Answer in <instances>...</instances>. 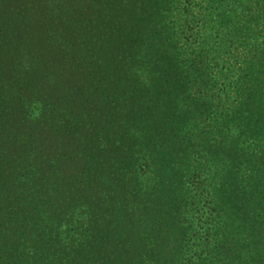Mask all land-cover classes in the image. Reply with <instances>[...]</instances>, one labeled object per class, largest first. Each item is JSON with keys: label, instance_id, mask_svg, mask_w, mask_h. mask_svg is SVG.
<instances>
[{"label": "rangeland", "instance_id": "rangeland-1", "mask_svg": "<svg viewBox=\"0 0 264 264\" xmlns=\"http://www.w3.org/2000/svg\"><path fill=\"white\" fill-rule=\"evenodd\" d=\"M217 4L0 0L1 263L91 264L99 252L126 258L123 251L134 245L132 255L142 262L150 247L165 264H264L263 208L225 206L244 199L237 185H225L229 168L246 190L260 186L257 193L264 176L248 160L230 167L232 158L215 150L235 138L222 122L236 92L264 84V0H238L226 12ZM222 14L230 33L214 26ZM169 72L203 79L211 101L171 141L173 124L146 128L129 113L130 96L148 81L160 90L171 82ZM191 83L190 94H198L200 85ZM148 130L159 140L145 143ZM168 140L175 161L160 170L153 150ZM114 175L127 189L107 181ZM177 196L178 203L171 201ZM250 212L254 219L247 221ZM142 217L155 224L131 227L129 219ZM171 217L178 224L164 234ZM120 227L126 235L129 228L143 232L145 242L136 241V232L118 245ZM171 233L184 244L174 253L179 245Z\"/></svg>", "mask_w": 264, "mask_h": 264}, {"label": "trees", "instance_id": "trees-1", "mask_svg": "<svg viewBox=\"0 0 264 264\" xmlns=\"http://www.w3.org/2000/svg\"><path fill=\"white\" fill-rule=\"evenodd\" d=\"M238 2V0H215V3H218L216 8H219L223 6V11H231L232 8L235 6V3ZM214 5V4H213ZM214 7V8H215ZM227 9L225 11V9ZM226 15V14H225ZM222 19H213L212 21L217 22L214 26H217L218 24L222 27H225L228 30V33L232 31V29L228 28L229 25L227 23V20L223 17ZM221 23V24H220ZM232 28H235L234 26ZM219 28H216L218 30ZM230 29V30H229ZM219 32H222V35L224 34V29L219 30ZM195 70V69H193ZM197 71V70H195ZM198 72V71H197ZM160 74V73H159ZM171 74L172 79L169 83L166 81V83L159 84L160 90L156 89L157 84L155 81L150 82L148 81L145 85L143 91H138L137 93H140L141 96H138L137 93L132 94L130 98H134L132 108L129 110V113H134V119L140 118L141 122H147V124L143 125L146 128H154L155 124L161 123V127H159V131H162L161 129L165 128L166 126H170L173 124L174 128L172 129L178 130L177 132L173 133L172 135H168V139L173 138L176 133H179V130L183 132L182 129L189 128L191 125V122L189 121L191 119V113H198V116L205 113L207 110L209 111L211 107V101L209 100V97L206 95V92H203L202 89L203 86V79L198 78L194 73L192 75V78H187L185 74L182 72L178 73L179 75H176L177 73L169 72ZM163 73L159 75L161 77ZM158 77V78H159ZM200 79V83H199ZM195 82L196 84L194 86L200 85V90L198 94L191 95L188 90V84ZM191 83V88H192ZM257 83V80L256 82ZM188 85V86H187ZM167 87V88H166ZM167 89V91H164ZM180 93L181 98L178 97V94ZM235 101L233 104H231L229 107V111L223 114V124H227L230 126L232 130V134L235 135V138H233V141L231 140V145L229 147L221 146L222 148H215V150H219V155L226 156L232 158L229 162L230 167H233L234 165L241 166L240 161H244L246 164L248 160V165H251L253 169L258 168L260 171L261 176H264V84L261 82L258 84H252L248 87H243L238 92H236ZM129 99V98H128ZM176 99L180 100V105L176 102ZM171 100L175 104L170 107L168 104V101ZM92 110V109H91ZM91 110L88 112L93 113ZM195 113V114H196ZM138 115V116H136ZM194 118V117H193ZM193 121L196 119H192ZM148 134H144L145 137H147V141L145 143H152L157 140H159L160 137L155 138V136H152L150 134L151 130H148ZM164 134V133H163ZM162 134V135H163ZM143 135V136H144ZM161 136V134H160ZM175 138V137H174ZM198 138H201L198 136ZM184 140L187 138H183ZM190 140H194L189 136ZM202 139V138H201ZM141 141V139L139 138ZM137 140L136 143H139L140 141ZM180 141V139H178ZM170 141H167V144L164 146L160 144H156L153 150V153L156 154V156H160L162 159V164L160 165V170L165 168L166 165L170 166L172 168V163L175 161V155L173 154V159L170 158L172 155V147L170 144ZM242 142V143H240ZM240 143V144H239ZM119 146V145H118ZM254 148L255 150H252ZM243 158L245 160H243ZM137 159V158H136ZM234 161V162H233ZM168 163V164H167ZM253 164V165H252ZM230 175L229 179L226 181L225 185H227V189L234 187L237 185V188L239 189V192L244 194L243 201H236L235 199H231V203H234L235 205L228 204L225 206H235V208H238L240 210H246V208H249V210L253 211L254 209H258L259 207L263 208L264 212V189L262 191L257 190L260 188V186L255 189L256 186L253 184L245 185L247 186V190L244 188L243 185L239 184V181L236 180L235 175L233 173V168H229ZM118 177V178H117ZM121 177L119 175L110 176L107 178V181H113L112 185L113 187H116L118 191H120V188L127 189V186L121 181ZM264 178L258 179V181H262ZM162 184V182H161ZM229 186V188H228ZM223 189V188H222ZM124 191V190H123ZM247 191V193H245ZM254 192V193H252ZM252 193V194H250ZM250 195V196H249ZM150 197L157 198L159 196V192H152L149 195ZM179 196L173 197L171 201L177 202ZM150 201V200H149ZM169 201V200H168ZM222 206L220 209L221 211H225L224 207ZM178 214V210L173 211ZM181 215H185L184 213H180ZM248 216H246L245 220L249 221L252 217L253 212L247 213ZM180 215V217H181ZM141 217V215H140ZM172 217H176V214H172ZM172 217L170 218V230L164 232V234L169 233L174 228V223L178 224V219L176 222L173 221ZM249 217V218H247ZM257 217V216H256ZM121 218V216H118L117 219ZM252 219L250 221H252ZM257 219V218H256ZM145 222V217H142L138 220L129 219L128 222H130L131 227L142 225L144 226L146 223L147 226H153L155 223H149ZM117 222V220H116ZM144 223V224H143ZM189 223L188 221L186 222ZM127 226V227H130ZM167 223L162 224V226H166ZM138 227V226H137ZM117 233L115 234V239L119 237L118 245L121 244L124 240L127 241L128 235L132 236L133 234H136L137 232V240L140 243L145 242V234L143 232H133L135 230L128 229L127 235L121 230V227L118 229ZM161 228V232H162ZM163 234H160L161 236ZM184 237V234L181 235ZM135 237V235H134ZM105 238V237H104ZM106 239V238H105ZM104 239V240H105ZM114 239V240H115ZM171 239L173 240V243H176L179 245L178 247L173 248L169 251L171 253H174L178 250H181L184 247L183 240H181L180 235H177V233L173 234L171 233ZM129 240V239H128ZM215 240V238L213 239ZM113 242L110 241V243ZM217 242V241H216ZM109 244V243H107ZM106 244V245H107ZM112 247V246H111ZM149 247V246H148ZM135 246L133 247L127 246V250L123 251L126 256L124 258L123 256L120 257H109L108 255H111L110 252L106 255L103 254V252H99L98 254L89 257L88 262L91 264H165L164 259L159 258V253L157 250H151L150 247L146 252V255L148 258H146V261L142 262V259L136 258V256L132 255L133 250H135ZM113 251V249H112ZM136 252V251H135ZM128 253V254H127ZM18 254L15 253V256ZM159 255V256H158ZM222 257V256H221ZM0 264H6L1 263ZM7 264H18L16 261L14 262H8Z\"/></svg>", "mask_w": 264, "mask_h": 264}]
</instances>
